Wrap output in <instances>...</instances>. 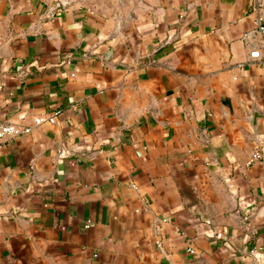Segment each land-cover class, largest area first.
Instances as JSON below:
<instances>
[{
    "label": "crops",
    "instance_id": "obj_1",
    "mask_svg": "<svg viewBox=\"0 0 264 264\" xmlns=\"http://www.w3.org/2000/svg\"><path fill=\"white\" fill-rule=\"evenodd\" d=\"M262 7L0 0V264H264Z\"/></svg>",
    "mask_w": 264,
    "mask_h": 264
},
{
    "label": "built area",
    "instance_id": "obj_2",
    "mask_svg": "<svg viewBox=\"0 0 264 264\" xmlns=\"http://www.w3.org/2000/svg\"><path fill=\"white\" fill-rule=\"evenodd\" d=\"M261 15L257 19V31H259L261 34H264V7L260 9ZM250 57L252 59H257L259 57V53L257 51L252 52L250 54ZM261 67L264 70V61L261 63ZM58 117V112L50 115L49 117L45 118H34L33 122L36 125H40L41 123L47 121L49 123H54ZM21 119H23V116H20ZM30 132L29 127H21L15 123H10L6 121H0V141H3L5 139H12L15 137H18L23 134H28ZM261 159L260 153L257 151L253 154L251 162H255ZM190 254H194L193 250H189Z\"/></svg>",
    "mask_w": 264,
    "mask_h": 264
}]
</instances>
